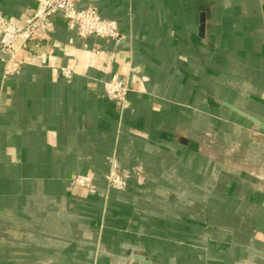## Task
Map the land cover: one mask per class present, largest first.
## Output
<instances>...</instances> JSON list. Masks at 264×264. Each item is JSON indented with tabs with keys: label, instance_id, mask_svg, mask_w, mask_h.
<instances>
[{
	"label": "crops",
	"instance_id": "crops-1",
	"mask_svg": "<svg viewBox=\"0 0 264 264\" xmlns=\"http://www.w3.org/2000/svg\"><path fill=\"white\" fill-rule=\"evenodd\" d=\"M218 1L225 0H84L81 8L94 6L103 18L118 23L124 39L116 43L80 39L56 16L53 31L38 32L28 51L20 55L22 66L39 71L40 86L33 85L24 95L12 85L7 86L5 80L9 77L0 74V165L38 162L40 156H45L58 164L76 163L67 174L69 178L94 177L96 172L106 171L93 163L102 164L115 156L126 167L143 166L151 177L149 167L160 160L161 148L171 145L185 149V123L192 143L200 114L211 120L214 129L217 101L230 113L221 102L252 115L228 97L238 93L241 99L264 107V10L260 0H251L249 17L228 11L219 16L220 21L211 10ZM37 8L38 0H0L3 16L20 23L33 17ZM245 19L253 20V25H243ZM239 35L237 48L244 51L239 57L243 75H224L223 88L229 94L222 95L217 92V76L224 74L232 62L223 54L233 51L228 44ZM248 55L254 56V62L246 60ZM63 68L73 72L72 79L61 74ZM115 76L129 80L128 107L123 117L120 110L118 114L104 101L103 84ZM248 124L239 128H245L248 138L264 146V131ZM239 150L244 155L242 145ZM241 165L246 172L257 171L255 179L249 175L241 179L249 184L251 193L263 198L264 157L255 161L242 156ZM16 176L0 172L5 183H15ZM7 188V195L9 191L23 193L19 188ZM36 192L31 187V198ZM62 193L66 196L68 189ZM246 196L241 198L240 206H250L256 213L241 214L239 225L243 231L239 238L244 242L239 244L240 254L233 261L264 264V201L249 202V194ZM5 198L12 205L0 201V213H10L20 221L2 224L12 233L20 231L17 227L25 220L21 216H26L21 212L23 208L14 198ZM26 220L32 223L34 219ZM224 223L230 227L228 221ZM213 238L209 234L207 240Z\"/></svg>",
	"mask_w": 264,
	"mask_h": 264
},
{
	"label": "rangeland",
	"instance_id": "rangeland-1",
	"mask_svg": "<svg viewBox=\"0 0 264 264\" xmlns=\"http://www.w3.org/2000/svg\"><path fill=\"white\" fill-rule=\"evenodd\" d=\"M251 5V0H225L213 4L211 10L220 21L219 16L228 11L249 17ZM260 8L264 10V0H260ZM247 24L252 26L253 20L245 19L243 25ZM239 37L228 44L233 51L223 54L232 62L230 68L226 67V73L217 76V92L222 95L229 94L223 88L224 75L242 74L239 57L244 51L237 48ZM249 56L246 60L254 62V56ZM228 97L250 110L253 116L264 119V107L241 99L238 93H230ZM216 105L214 129L211 120L208 122L200 114L193 131L196 142L192 143L186 135L188 126L185 123V149L171 145L161 148L158 152L160 160L149 167L152 175L149 179L145 168L136 166L144 169L146 178L142 184L138 183V177L130 180L134 192L112 198L108 192H103L98 202L86 199L91 194L71 185L66 196L56 186L50 187L47 194L40 190L33 198L17 194L15 202L21 205V212L26 216H21L25 220L17 227L20 231L12 233L2 223L20 220L10 213H0V264H133L134 255L146 257L151 264H243L221 258V255H227L223 240L236 245L244 242L239 238L238 229L224 223L226 220L232 225L237 218L226 216L221 220L218 211L206 212L204 208L210 200L217 208L229 206L239 214L255 215L256 210L252 207L236 205L234 199L226 198L222 186L225 178L244 179V175H249L255 179L257 171L246 172L241 157L256 161L264 157V146L262 142L248 138L245 128H239L248 121L222 109L218 101ZM240 145L244 155L239 150ZM0 167L1 172L7 171L6 163ZM109 172L110 167L102 177L108 191L106 177ZM252 185L256 187L254 181ZM208 189H213L212 195H208ZM242 191L238 190V197L249 194V202L264 201V197ZM189 206L191 209L188 210ZM27 217L34 219L32 223L26 220ZM209 217L211 231L204 235L195 236L196 233L184 225L191 222L207 230L202 222ZM178 233L188 239L183 246L180 240L176 241L180 238ZM209 234L218 240L208 241ZM11 254L19 256H9Z\"/></svg>",
	"mask_w": 264,
	"mask_h": 264
},
{
	"label": "built area",
	"instance_id": "built-area-1",
	"mask_svg": "<svg viewBox=\"0 0 264 264\" xmlns=\"http://www.w3.org/2000/svg\"><path fill=\"white\" fill-rule=\"evenodd\" d=\"M84 0H38V8L30 19L20 23L10 20L0 12V61L4 64L3 76L8 78L17 74L24 60L19 56L29 49L38 32L50 34L54 29L53 19L61 17L67 27L78 38H90L116 43L124 39L117 22L105 19L94 6L81 8ZM5 56V57H4ZM9 58H8V57ZM61 74L68 80L72 79L73 72L61 69ZM105 96L109 101L115 102L121 112L128 107L130 92L129 80L115 76L103 84ZM110 172L106 177L108 188L125 190L130 180L138 177L142 184L146 175L142 167L131 170L122 169L115 156L109 159ZM71 187L83 188L89 194H97V188L90 176L78 175L72 178Z\"/></svg>",
	"mask_w": 264,
	"mask_h": 264
},
{
	"label": "trees",
	"instance_id": "trees-1",
	"mask_svg": "<svg viewBox=\"0 0 264 264\" xmlns=\"http://www.w3.org/2000/svg\"><path fill=\"white\" fill-rule=\"evenodd\" d=\"M3 66H4L3 63L0 61V74L1 75L3 74ZM39 75H40L39 71L36 68H34L32 66L24 65L21 67L20 71L17 74L12 75L8 79H6L5 83L7 86L12 85L15 88V90L18 89L21 92H23L24 95H26L27 93H29L32 90L33 85L36 84V85L40 86L41 83L38 79ZM17 85L19 86V88L17 87ZM104 101H105V103L112 105L115 108V110H117L118 114L120 113V111H121L120 107L115 102L109 101L107 99V97L105 96V93H104ZM126 111L127 110L122 111V117L124 116V114H126ZM43 149H44V147L40 148L41 154H42ZM40 157L41 158L38 162H25L23 164H16L13 166L10 165L9 163H6V165H7V171H5L6 174L7 175H10V174L17 175L16 176L17 179H16L15 183H8V182L5 183L2 181L3 179H0V201L1 202L10 206V204L12 205V201L5 198V196H10V197L16 199L17 194H19V193H11V191H9V193L7 195L4 191L8 186H12L13 188H19V191L23 192V196H25V197L28 196L30 198L32 197V196H30V195H32V194H30L31 193V187H35L37 192L38 191L40 192V190H42L46 194L48 192V189H50V187H52V186L58 187L61 190V192L70 187L71 180L73 177L69 178L67 176V174L69 173L70 170L74 169V166L76 165V163H66V165H63V164L54 163L53 161H48L45 158V156L44 157L40 156ZM199 158H202V157H199ZM85 163H78V164L82 165ZM118 163L121 166V168L125 169V170H131V169L135 168V166L126 167L120 161H118ZM90 164L91 163H86L87 166H90ZM69 166L71 167L70 169H68ZM99 167L102 169H105L106 172L105 173L100 172V171L96 172V176L92 177L93 183L97 188V194L87 195L86 199H90L92 201L98 202L99 200H101L100 195L103 192H108V196L111 198L117 194L126 195L132 191L134 192V190L131 189L130 184L128 185V187L125 190H122V191L113 190V189H110L108 191L106 188V182L102 177L103 176L105 177V175L108 172V169L110 167L109 161L103 162ZM0 172H1V167H0ZM101 173H103V174L101 175ZM64 175H66V176H64ZM148 179H149V177H148ZM225 179H226V182H224L223 186H222V191H224L223 194H225L226 198L234 199L236 205H240V203L242 201H241V198L238 197V190L243 189L242 192H246V193L249 192L250 191L249 184L243 182L241 177H234V178H230V179L225 178ZM228 185H229V187H227ZM137 189H140V187H137ZM208 190H209L208 195H212L213 189H208ZM227 191L230 194L229 193L227 194ZM34 197H37V196L35 195ZM189 209H191V206H189L188 210ZM204 210L206 212L218 211V213L221 216V218H220L221 220H222V218H223V220H225L226 216L236 217L237 220L230 226L235 227V229H238L239 232L243 231V227H241L239 225L241 214H239L238 212H235L233 207L226 206V207H222V208H217V206L214 205L213 202H211L209 200L206 202ZM182 220L184 221L185 218H182ZM203 220H204V222H202V225L207 226L206 227L207 230L204 229L205 227L204 228L199 227L198 226L199 224H195V223H191V222H186V223H184V225L193 233L195 232L196 233V234L194 233L195 236L204 235V234H207L211 231L209 228L210 224H211V219L209 217V218L203 219ZM178 234H180V233H178ZM183 235L180 234V238L184 243H186L188 239H186L185 235L184 236ZM238 235H239V233H238ZM213 237H214L213 238L214 241L218 240V239H216L215 236H213ZM222 242H223V245L225 244L227 246V247L225 246L227 255L226 256L221 255V258L226 257V259H228V260H233L239 256V254H240V247L239 246L240 245L238 243H237L238 245H236L235 243H230V241L227 243V241L225 242L223 240ZM189 250L192 252H196L193 249H189Z\"/></svg>",
	"mask_w": 264,
	"mask_h": 264
},
{
	"label": "water",
	"instance_id": "water-1",
	"mask_svg": "<svg viewBox=\"0 0 264 264\" xmlns=\"http://www.w3.org/2000/svg\"><path fill=\"white\" fill-rule=\"evenodd\" d=\"M202 33H203V27H202ZM221 105L223 107H225L226 109L230 110L232 113H234L235 115L245 119L246 121L256 125L259 129H261L262 131H264V121L258 119L257 117L246 113L244 111H242L241 109H239L238 107L228 103V102H221ZM135 260H139L142 261V264H151L149 261H147V259L144 256H134Z\"/></svg>",
	"mask_w": 264,
	"mask_h": 264
},
{
	"label": "bare ground",
	"instance_id": "bare-ground-1",
	"mask_svg": "<svg viewBox=\"0 0 264 264\" xmlns=\"http://www.w3.org/2000/svg\"><path fill=\"white\" fill-rule=\"evenodd\" d=\"M133 264H142L139 260H133Z\"/></svg>",
	"mask_w": 264,
	"mask_h": 264
}]
</instances>
